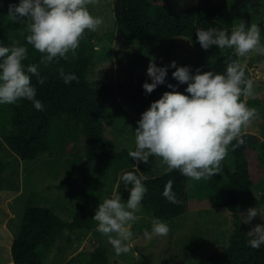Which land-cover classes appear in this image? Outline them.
<instances>
[{"label":"trees","instance_id":"1","mask_svg":"<svg viewBox=\"0 0 264 264\" xmlns=\"http://www.w3.org/2000/svg\"><path fill=\"white\" fill-rule=\"evenodd\" d=\"M12 3L19 4V0H0V45L11 47L14 41H19L21 46L28 48L27 59L23 61L25 67L37 64L40 76L46 77L44 84H39L36 77L32 76V83L37 88L36 98L41 101L45 110L37 111L27 100H20L15 105H0V137L24 161L36 160L45 154L54 156L56 151H67L71 155L67 177L57 184V188L76 200V210L71 220H64L44 207H27L19 232L11 245L13 264H45L43 250H56L70 258V263L77 256L82 263L86 260L84 264H109L105 241L99 240L92 254L85 258L81 252L75 254L71 235L64 238L66 230L70 233L80 231L97 234V222L93 218L99 203L105 200L103 180L107 164L115 161H127L130 164L135 162L129 156V149H117L107 135V125L101 118L105 112V103L121 99L132 105L136 112L144 113L163 93L173 90L167 84H172L185 95L187 85H181L172 78L175 69L170 67L166 84L158 86L151 94H145L143 89L145 82L151 83L147 75H130L116 84L91 81L96 49L93 32L87 33L86 39L81 41L75 57L69 54L68 60L40 64L42 54L26 42V25L14 24L8 18L9 5ZM232 6L231 0H196V4L190 9L177 12L169 0H117L114 3V13L118 28L127 40L141 44L131 70H136L145 57L146 43L156 44L186 36L197 49H202L195 35L197 29L218 27L221 30L227 29L231 34ZM233 53V49L225 48L214 62L202 66L189 64L185 67H190L193 75L196 69L223 74L226 62L231 57L240 60L245 66L246 77L251 79L252 72L248 65ZM165 65H168L167 60L159 67ZM61 68L66 74H75L78 82L65 84L59 75ZM256 102L247 100L250 106ZM243 138L245 144L235 151L229 150L224 160L227 162L230 159L233 167L227 165L229 170L223 168L221 175L226 180L222 187L209 198L193 202L196 209H227L232 218L227 246L212 252L198 264H264V246L259 250L249 246L250 230L240 222L239 216L240 211L248 206L264 208V190L258 194L254 187L257 182L264 181V140L251 132H247ZM224 161L223 165L226 167ZM11 162L0 160V190L18 188L12 182L13 177L18 175V170L9 171L10 173L7 171L12 166ZM156 162L157 157L152 156L147 164L139 163L138 168L129 166L120 175L135 172L140 176L141 171L151 169ZM169 180L173 181L172 190L177 199L183 201L182 204H172L163 196ZM192 181L178 170L146 178L143 183L147 192L141 204L157 219L167 222L187 210L186 195ZM119 187L122 192L129 193L122 181L119 182ZM207 246V240L201 237L193 238L190 242V248L194 252Z\"/></svg>","mask_w":264,"mask_h":264},{"label":"clouds","instance_id":"2","mask_svg":"<svg viewBox=\"0 0 264 264\" xmlns=\"http://www.w3.org/2000/svg\"><path fill=\"white\" fill-rule=\"evenodd\" d=\"M97 4L99 0H19V4L9 5L8 18L14 24L26 25L27 44L42 54L40 64L48 65L53 61L59 63L60 59L68 60L69 54L75 57L87 33L96 32L104 23L102 17H95L89 11L88 6ZM261 31L259 25L239 20L233 23L231 34L227 29L209 27L197 29L195 35L206 51L215 46L233 49L239 58L253 52L264 57ZM27 55L28 48L19 41H14L11 47L0 45V105L27 100L37 111H44V105L36 98L32 76L39 84H44L46 77L40 76L37 64L25 67L23 61ZM226 63L223 74L196 69L194 75L190 67H178L175 61L163 67H158L155 59L149 63L147 76L151 83L143 84L145 94L166 84L170 67L175 69L172 78L187 85V95L169 83L167 87L173 90L163 93L142 113L134 131L136 150L129 151L136 161L135 167L139 163L147 164L155 156L161 158L167 172L178 170L194 181H207L220 173L229 150L235 151L245 144L243 137L258 115L256 108L247 106L254 90L253 81L246 77L245 66L231 57ZM59 75L65 84L78 82L75 74H66L62 68ZM145 179L135 172L123 173L118 182H123L130 198L125 202L120 193H114L99 203L95 211L96 231L107 238L117 256L132 251L131 228L139 219L136 213L147 192ZM172 189L173 181L169 180L163 196L172 204H182ZM239 216L244 224H251L257 216L264 220V208H249ZM169 231L166 223L154 219L151 231L145 228L143 237L145 240L166 237ZM248 236L249 246L259 250L264 246V224L255 225Z\"/></svg>","mask_w":264,"mask_h":264},{"label":"rangeland","instance_id":"3","mask_svg":"<svg viewBox=\"0 0 264 264\" xmlns=\"http://www.w3.org/2000/svg\"><path fill=\"white\" fill-rule=\"evenodd\" d=\"M117 0H99V4L90 5L89 11L95 17H102L104 23L98 28L94 42L96 44L94 59L95 67L91 71V81H100L106 84H116L124 81L130 75L133 77L147 75L149 63L155 59L159 67L165 60L168 65L173 61L178 67L189 64L202 66L217 60L219 53L225 49L213 46L209 50L197 49L186 36L167 39L156 44L146 43L145 57L141 59L136 70H131V64L141 47L140 42L127 40L121 29L118 28L114 13V3ZM233 23L243 20L247 24L255 23L262 29L261 40L264 43V0H231ZM177 12L190 9L196 0H169ZM241 61L248 65L252 75L254 95L248 99L257 101L249 108H256L258 115L247 132H251L264 140V57L250 53ZM173 69V68H172ZM247 99V100H248ZM141 112H136L133 106L121 100H109L105 103V112L101 118L107 125V135L119 150H136L134 131L141 119ZM0 139H2L0 137ZM0 160L6 159L12 163L7 170H18L12 182L18 186L17 190L5 188L0 190V264H13L11 245L19 232L21 220L28 206L47 208L64 220H71L76 210V200L57 188V184L67 177L68 160L71 155L67 151H56L54 156L41 155L36 160H22L17 153L0 140ZM18 158H17V157ZM225 162V161H224ZM226 167L221 164V171L211 179L205 181H192L187 190L188 208L182 214L173 217L166 223L170 231L166 237L153 236L145 240L143 230L151 231L152 221L157 219L142 204L139 217L132 225V239L129 242L132 251L117 256L108 243L107 238L99 232L97 234L77 231L70 233L64 231V238L71 235L74 239L75 254L81 252L88 258L98 246L99 240L105 241L108 246L109 264H198L203 258L216 250L227 246L232 230V218L224 208L196 209L194 200H203L214 195L224 184L226 177L221 173L223 168H232V162L227 159ZM135 167L136 161L130 164L127 161H115L107 164L103 180L104 198H111L114 193H120L126 202L130 192L125 193L119 187L118 177L129 166ZM166 165L157 157L156 164L149 170L141 171L146 178L163 174ZM137 168V167H136ZM10 173V172H9ZM10 185V184H9ZM258 194L264 190V181L255 184ZM248 206L240 211L246 213ZM162 222V221H161ZM248 230L257 225L264 224L259 216L251 224H244ZM205 238L208 246L199 251H192L190 242L193 238ZM74 254V255H75ZM45 264H84L74 257L70 258L58 253L56 250H43Z\"/></svg>","mask_w":264,"mask_h":264}]
</instances>
